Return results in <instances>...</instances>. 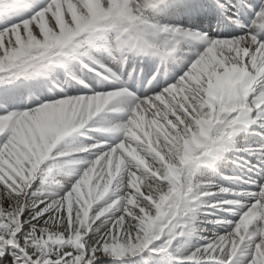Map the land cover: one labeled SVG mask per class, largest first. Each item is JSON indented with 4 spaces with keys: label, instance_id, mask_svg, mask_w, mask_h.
<instances>
[{
    "label": "snow or ice",
    "instance_id": "snow-or-ice-1",
    "mask_svg": "<svg viewBox=\"0 0 264 264\" xmlns=\"http://www.w3.org/2000/svg\"><path fill=\"white\" fill-rule=\"evenodd\" d=\"M0 264H264V0H0Z\"/></svg>",
    "mask_w": 264,
    "mask_h": 264
}]
</instances>
